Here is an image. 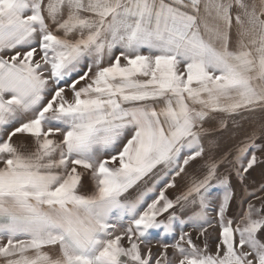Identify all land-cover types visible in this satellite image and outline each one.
<instances>
[{
  "label": "snow or ice",
  "instance_id": "snow-or-ice-1",
  "mask_svg": "<svg viewBox=\"0 0 264 264\" xmlns=\"http://www.w3.org/2000/svg\"><path fill=\"white\" fill-rule=\"evenodd\" d=\"M0 264H264V0H0Z\"/></svg>",
  "mask_w": 264,
  "mask_h": 264
},
{
  "label": "rangeland",
  "instance_id": "rangeland-1",
  "mask_svg": "<svg viewBox=\"0 0 264 264\" xmlns=\"http://www.w3.org/2000/svg\"><path fill=\"white\" fill-rule=\"evenodd\" d=\"M224 141H225V137H224ZM261 179H262L261 172H260V170H257V171L252 173L250 181L258 183L259 181H261ZM233 187L236 189L237 194H239L240 188H239V185L237 184V182L235 181V179H233ZM169 194L170 195L173 194L172 190H170Z\"/></svg>",
  "mask_w": 264,
  "mask_h": 264
},
{
  "label": "crops",
  "instance_id": "crops-1",
  "mask_svg": "<svg viewBox=\"0 0 264 264\" xmlns=\"http://www.w3.org/2000/svg\"><path fill=\"white\" fill-rule=\"evenodd\" d=\"M232 137H233V140L238 139V136H237V134H235V133L232 134ZM224 142H225V143H228V140H227V134H225V141H224Z\"/></svg>",
  "mask_w": 264,
  "mask_h": 264
}]
</instances>
